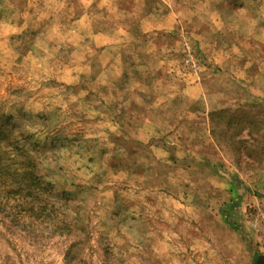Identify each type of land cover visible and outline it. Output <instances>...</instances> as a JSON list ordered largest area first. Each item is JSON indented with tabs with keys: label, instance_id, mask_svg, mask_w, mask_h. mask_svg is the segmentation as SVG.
<instances>
[{
	"label": "rangeland",
	"instance_id": "rangeland-1",
	"mask_svg": "<svg viewBox=\"0 0 264 264\" xmlns=\"http://www.w3.org/2000/svg\"><path fill=\"white\" fill-rule=\"evenodd\" d=\"M260 256L264 0H0V264Z\"/></svg>",
	"mask_w": 264,
	"mask_h": 264
},
{
	"label": "water",
	"instance_id": "water-1",
	"mask_svg": "<svg viewBox=\"0 0 264 264\" xmlns=\"http://www.w3.org/2000/svg\"><path fill=\"white\" fill-rule=\"evenodd\" d=\"M257 264H264V256L259 257Z\"/></svg>",
	"mask_w": 264,
	"mask_h": 264
},
{
	"label": "trees",
	"instance_id": "trees-1",
	"mask_svg": "<svg viewBox=\"0 0 264 264\" xmlns=\"http://www.w3.org/2000/svg\"><path fill=\"white\" fill-rule=\"evenodd\" d=\"M20 192H22V188H20ZM18 195H20V194H18ZM20 197H25V196L20 195ZM30 212H31V210H30ZM32 212H33V210H32ZM33 213H35V212H33Z\"/></svg>",
	"mask_w": 264,
	"mask_h": 264
}]
</instances>
